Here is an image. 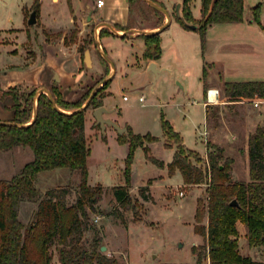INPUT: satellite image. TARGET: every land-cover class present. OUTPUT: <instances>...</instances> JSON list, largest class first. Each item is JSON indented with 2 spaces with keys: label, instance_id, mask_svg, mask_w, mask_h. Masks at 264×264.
Returning a JSON list of instances; mask_svg holds the SVG:
<instances>
[{
  "label": "rangeland",
  "instance_id": "374dc122",
  "mask_svg": "<svg viewBox=\"0 0 264 264\" xmlns=\"http://www.w3.org/2000/svg\"><path fill=\"white\" fill-rule=\"evenodd\" d=\"M253 1L244 0L243 14H249V7L253 5ZM45 3L47 2H44V5ZM50 3L57 4L58 15L53 17L54 14L52 13L53 16L48 14V16L43 15L39 18V0H33V2H30V0H0V27H22L23 24L21 29L26 30V33H20L19 28H12L9 30L10 36L6 37L8 43H0V87L8 79L23 77L20 67L24 65L25 59L30 61L39 57L43 46L41 44L42 39L50 43L61 40L66 51H73L80 60L78 63L79 69L86 73V78L77 81L64 92L65 96L60 92L61 97L70 102L77 100L85 93H91L95 88H101L102 86L99 84L104 80L105 75L99 73L95 68H85L83 64L84 50L91 48L89 43L94 36L91 29L82 30V27L85 26L84 16L76 15L69 22L70 17L68 15L70 16L73 13L74 0H50ZM263 5L261 3L260 8L264 17ZM35 8L38 9L37 22L28 25L29 15L33 10L35 11ZM199 8L200 0H191L192 15H197ZM163 23V12L153 9L142 0L131 2L129 25L157 28ZM114 47L115 50L112 54L106 48V56H101L94 51V58L96 61L105 64L110 55L116 64L117 73L109 88L111 94H109L108 101L116 105L118 109L121 107L120 110L123 116L118 118V122L122 124L121 126L128 125L133 132L141 135L150 133L161 138L163 137L161 119L164 118L174 124V130L181 133L184 143L197 151H201L205 144L203 137H200L194 125V123L202 124L204 120L201 105L203 98L201 95V79H199L201 77L202 59L204 58L201 52H198L197 56L191 50L179 51L177 55L167 54L165 64L170 70L160 73L153 84V90H151L147 82L143 80L142 73L131 69L130 50L124 46H119L118 43ZM12 48L15 52L12 51ZM18 48L21 49L20 51L24 56L21 52H16ZM241 67L246 68V70L260 68V73L264 72V63L260 62L258 64L257 59L253 56L248 57L247 63L242 64ZM5 71L6 73H4ZM185 71H188V74L185 75ZM176 79L185 84V91L177 88ZM39 86L18 84L10 86L8 89L11 88L14 94H24L25 96L30 91H34V95H36ZM52 86H56L55 82L52 83ZM50 88L46 87L49 91ZM44 93L48 95L46 91ZM104 94L106 92L102 89L98 95L101 102ZM140 94H143L142 100H138ZM124 95L128 98L127 101H124ZM186 95L190 97V100L195 99L199 103L182 104V102H185ZM11 97L10 94L5 92L0 94V116L7 109L6 105H8L7 103ZM35 100L36 97H33L34 106ZM248 100L246 102L253 104L254 100ZM88 108L94 109L91 106ZM255 109L256 107L251 104L228 102L218 109L219 119L217 121L212 120V122L217 126L226 122L231 124V127L236 126L240 129ZM213 112H215L214 109L210 111V114ZM92 128H94V131H91L89 136L85 135L87 143L92 139L87 156V183L92 184V186L100 184L102 192L93 205L86 203L89 219L87 227L82 233L80 245L87 248L92 246L93 242L100 246L104 245L106 249L100 251L109 258H116L121 264H144L146 261L150 262L149 264H194L196 256L192 252L191 246L196 238L193 232L196 224L195 214L194 220H192L195 194L196 198H202L204 204L207 202L208 177L201 184H194L190 187L181 186L167 192L165 194L169 200L165 204L167 210H162L160 214L156 213L157 209L150 207L149 202H144L138 193L130 191L129 187L130 201L122 205L115 199L112 188L105 185L125 184L124 168L128 152H126V147L122 146L124 143H117L111 135L112 128L109 129L107 137L101 136L100 129L93 116L91 118ZM241 133H239L240 140L243 136ZM142 141L147 146L154 142L146 138H142ZM142 150L143 152L138 153L135 152L136 149L134 150L130 173L131 170L147 173L153 168L152 162L146 158L143 148ZM32 157V151L28 146H15L8 151L0 150V179H9L17 174ZM201 157L203 160L206 158V156ZM190 160L200 167L204 168L206 166L203 162L196 161L194 158H190ZM237 167L240 169L239 165ZM35 185L40 190L41 195L48 189L66 190L67 193L63 199L67 205H71L75 204L79 194V175L76 171H71L68 168L46 170L37 175ZM189 189L193 190L189 191ZM182 191L183 194L180 195ZM180 201L183 202L181 206L178 205ZM171 205H173V208ZM36 208L37 202L23 201L19 207V219L23 223H28ZM202 222L206 223L205 215ZM236 226L238 229L239 253L251 257L254 261L260 260H257V264H264L260 263L264 261L260 249L253 247L254 249L251 250L248 247L247 226L241 221H238ZM201 244L202 242H199L196 245V247L198 246L197 250ZM50 252L53 264H59L58 251L55 245L50 247ZM153 255L156 256L153 258ZM204 261L205 264H211L209 259Z\"/></svg>",
  "mask_w": 264,
  "mask_h": 264
},
{
  "label": "trees",
  "instance_id": "16d2710c",
  "mask_svg": "<svg viewBox=\"0 0 264 264\" xmlns=\"http://www.w3.org/2000/svg\"><path fill=\"white\" fill-rule=\"evenodd\" d=\"M128 1L131 10L133 0ZM151 1L164 7L159 0ZM190 2L183 0L180 3L181 16L186 23L196 25L193 30L198 31L202 48L208 25L243 19V0H216L212 8V0H201L202 17L199 21L192 15ZM259 8V4L253 8V18L258 23ZM35 12L37 16V8ZM175 19L185 28L191 29L176 14ZM106 32L109 31L101 29L99 34L101 36ZM140 36L145 43L143 57L157 59L161 55L159 32ZM202 75L203 79L207 76L205 65ZM107 83L79 111L75 110L82 106L90 93L69 102L61 97L56 86H52L50 93L60 111L44 92L34 95L35 92L30 91L24 96L14 94L11 88L5 91L14 100L13 118L9 121L16 125L0 124V150L28 146L33 157L17 174L9 179H0V264H53L50 252L52 245L57 247L59 264H121L116 258H109L102 253L101 246L95 242L88 248L80 245L89 219L86 203L93 205L102 192L100 184L90 186L87 183L86 159L90 149L84 132L85 110L90 106L96 108L102 105L98 95ZM224 89L228 100L264 97L263 81L224 82ZM33 97H36L35 106ZM34 110L36 114L32 119ZM126 127L128 135L117 136L120 143H128L124 168L126 182L112 187L115 199L122 205L130 201V166L137 147L144 149L146 158L153 164L164 166L161 160L150 154L147 144L142 141V138L149 141L158 138L150 133H134L128 125ZM161 127L164 145H176L174 159L168 164L169 172L178 168L186 185L200 183L206 177L209 180L207 202L204 204L202 198L197 200L194 231L203 237L204 243L198 250V246L192 247L196 256L194 264H205V259H209L211 264H257L251 257L239 253L236 223L241 221L247 226L248 245L259 248L264 258V124L257 125L248 137V181L231 178L233 160L224 156L220 146L209 141L206 143L208 167L203 168L190 158L206 165L205 160L197 152L185 147L182 137L168 120L162 118ZM56 168H68L78 173L79 194L75 204L65 203L63 197L67 191L64 189H48L41 195L36 187L35 179L40 172ZM144 190L142 187L139 192L146 198ZM232 200H236L237 204H231ZM23 201L37 202V208L28 223L19 219V207ZM204 215L207 217L206 223L202 222Z\"/></svg>",
  "mask_w": 264,
  "mask_h": 264
},
{
  "label": "crops",
  "instance_id": "0c3cea01",
  "mask_svg": "<svg viewBox=\"0 0 264 264\" xmlns=\"http://www.w3.org/2000/svg\"><path fill=\"white\" fill-rule=\"evenodd\" d=\"M103 1L104 2L101 6H97L96 0H74L73 13L70 16L68 15V17H70V22L76 15L84 16L85 26L82 27V30L91 29L93 32L94 37L89 43L91 48H86L84 50L82 61L85 68H95L99 73H103L105 75L104 80L108 82L104 89L106 94L102 97V106L111 110V112L108 114H104V116H108V118H111L112 120H115L119 125H122L118 122V118H122L123 116V113L120 110L121 107L118 109L116 105L108 101V99L110 98L109 94H111V90H109V88L111 87V84L115 78L117 68L116 64L113 61V58L110 55L105 64L96 61L94 58V51L103 56V53H106L107 48V50L109 49L112 54L115 50L114 45L117 43L119 44V46L121 45L122 47L124 46L129 49V54L131 56V69L133 71L142 73L143 80L147 82L151 90H153V84L155 83V80L160 75V73L162 71L170 70L165 64L167 54L172 53L174 55H177L179 51L191 50V52L197 56L198 52H201V55L204 58L202 59L201 77L199 79H201V95L203 97L201 105L203 109L204 120L202 124L194 123V125L197 132H199L200 137H202L201 132L204 129L207 131V141H203L205 144L204 148L201 151H197L193 147L188 146V144L184 143V139L181 133L177 130L175 131H177L182 137L183 144L186 148L199 153L201 156H206V143L208 141L223 148L224 156L230 157L233 160L231 166V178L237 181H248L249 170L247 142L249 134L253 132L255 127L257 125L264 124V97H254V99H252L260 100V103L257 106H255L251 102H246L249 101L248 99L235 101L228 100L224 89V82H264V72L261 74L259 71L260 68L254 70H246V68L241 67L242 64L247 63L248 57L251 56L257 59L258 64H260V62L264 63V17L262 16L261 8H259L260 23L256 22L253 18V8L258 4L260 6L261 3L263 5L264 0H254L253 5L249 7V14H243V19L241 21L219 22L208 25L205 35V44L203 48L201 46V39L197 30L187 29L175 19L176 5L181 3L183 0H159L164 6L162 8L166 9L168 14L170 15V19L168 21V25L163 30L159 31L161 55L157 59H145L143 57V53L145 50L144 39L140 35H138L135 30H156L158 27L150 28L129 25L130 3L128 0ZM30 2H33V0H30ZM44 2L47 3H45L44 5ZM56 5V3H50V0H39V18H41L43 15L48 16V14H51L52 16L54 14L53 17L57 16L58 10L56 8ZM179 12L181 14L180 8ZM163 14L165 23L167 21V17L164 12ZM193 17L196 20H199L202 17L201 0L199 13L195 16L193 15ZM22 27H0V43H8V41H6V37L10 36L9 30H11L12 28H19L21 30L20 33H26V30L21 29ZM111 28H114V30H116L120 34L125 33V35L119 36L112 34ZM101 29L109 32H106L100 36L99 32ZM98 42L101 45V49H99L98 47ZM41 44L43 46L39 57L30 61L25 59L24 65L20 67L22 69L21 72H23V77L8 79L6 83L0 87V94L2 92H5L10 86L18 84H22L24 86L40 85L38 87V89H40L46 87L50 88L52 83L55 82V85L58 87L59 91L62 93V95L65 96L64 92L69 89L70 86H72L82 78H86V73L78 67V63L80 62V60L75 56L73 51H66L65 47L62 45L61 40L50 43L45 39H42ZM13 50L14 48H12V51ZM20 50L21 49L18 48V51L16 52H21ZM86 50H88L89 52V63L86 62L85 58ZM114 57L116 58V56ZM151 62H153L158 69L157 74H154L151 70H149V64ZM204 65L207 66V76L205 79H203L202 75ZM4 73H6V71ZM184 74H188V71H185ZM55 76L58 77V80L55 79ZM176 83L178 84L177 88L183 91L186 90V86L182 81L176 79ZM207 88L218 89L219 100L217 103L207 102ZM140 96H143V94H140L138 96V100H140ZM123 99L124 101L128 100L125 95L123 96ZM184 101L185 102H182V104L184 105H190L195 102L199 103V101H196L195 99L190 100V97L187 95L185 96ZM228 102H231L233 104H251L256 107L254 113L244 121V125L240 129L236 128V126L231 127V124H228L226 122H223V124L219 126L212 122V120L217 121V119H219L220 116L218 113V109L221 108L222 105H226ZM13 103L14 101L11 97V99L7 103L8 105H6L7 109L4 110L2 116H0V120L9 121L13 118ZM212 109H214L215 112L210 114V111ZM92 112L93 110L89 108H87L85 111L84 131L86 133L85 135L87 136H89L91 131H94V128L91 129V118L93 116ZM171 125L173 127L174 124ZM110 128L112 127L106 126L103 131L99 127L101 136L107 137ZM173 129L175 128L173 127ZM239 131L242 132V140H240L239 138ZM111 133V135L116 139L117 143L120 144L117 138V132L113 129ZM157 138L158 139L156 141L148 144V147L150 149V154L158 160H161L164 163V166L159 167L152 163L153 168H151V170L147 173L134 172L133 170H131L129 190L138 193L140 198L144 202H149L150 207L157 209L156 213L160 214L162 210H167L165 209V204L169 202L167 196L165 195L167 192L181 186L190 187L194 184L186 185L178 168H175L171 173L169 172L168 164L171 163L174 159L176 146L173 145L171 147H166L164 145V136L161 138ZM91 140L92 139L88 141L89 149L91 148ZM122 146H125L126 152H128V143H124V145ZM135 152H143L142 147H137ZM87 161L88 157L86 159V164ZM238 165L240 166V169L237 167ZM201 183L202 182L196 183L195 185ZM89 185L92 186V184ZM105 186H110L112 188L116 185ZM142 187L145 188L144 194H146V198H144L139 192V189ZM193 189H189V191H192ZM196 197L197 196L195 194V207L193 210L192 220H194L197 200L198 198H200ZM178 205H183V202L180 201ZM171 207L173 208V205H171ZM193 232L196 235V238L192 243L191 250L192 247L196 246L199 242H202V244L204 243L203 237L195 233L194 228ZM248 247L251 250L254 249L249 245ZM154 256L156 255H153V258ZM149 263L150 262L146 261L144 264ZM260 263H264V261Z\"/></svg>",
  "mask_w": 264,
  "mask_h": 264
},
{
  "label": "water",
  "instance_id": "95a60500",
  "mask_svg": "<svg viewBox=\"0 0 264 264\" xmlns=\"http://www.w3.org/2000/svg\"><path fill=\"white\" fill-rule=\"evenodd\" d=\"M147 4H149L150 6L162 11L165 13L166 17H167V21L165 23H163L161 26H159L156 30H135L136 33L138 35H141V34H149V33H154V32H159L161 30H163L167 25H168V21L170 19V15L168 14V12L166 11V9L160 7L157 3L151 1V0H144ZM216 0H212L211 2V8L213 6V4L215 3ZM179 7H180V3L177 4L176 6V10H175V14L181 18V20L184 22V24L188 27V28H191V29H195L196 28V25L194 24H188L184 21V19L182 18L180 12H179ZM27 23L29 25H32V24H35L36 23V12L33 10L30 15H29V18L27 20ZM111 32L115 35H119V36H123L125 35V33L123 34H120L119 32H117L116 30H114V28H111ZM98 47L99 49H101V45L100 43L98 42ZM103 56H106L105 53H103ZM85 58H86V62L89 63V52L88 50L85 51ZM149 70H151L154 74H157L158 73V69L156 68L155 64L153 62H151L149 64ZM55 79L58 80V77L55 76ZM106 82V80H103L99 85L102 86L104 83ZM98 90V88H95L91 91L89 97L87 98V100L82 104V106H80L79 108H77L75 111H79L83 108H85L89 101L91 100V98L93 97V95L96 93V91ZM47 92L49 97H50V100L51 102L53 103V105L55 106V108H57L58 110H60V108H58V106L56 105V103L54 102V99L53 97L51 96V93L48 89L46 88H40L38 91H37V94H39L40 92ZM35 105H36V100H35ZM61 111V110H60ZM65 112V111H63ZM111 110L107 109L106 107L104 106H99V107H96L93 109V112H92V115L96 121V124L99 125V127L101 128V130L104 131V129L106 128V126H111L116 132L117 134L119 135H128V130H127V127L126 126H121L119 125L115 120H112L111 118H108V117H105L104 114H108L110 113ZM68 113V112H67ZM35 110H34V113H33V118H35ZM0 124H3V125H16L15 123L13 122H10V121H0ZM231 204H237L236 200H232L231 201ZM180 246H182V244H180ZM101 251H104L106 249V247L104 245L101 246Z\"/></svg>",
  "mask_w": 264,
  "mask_h": 264
},
{
  "label": "built area",
  "instance_id": "2783aa9c",
  "mask_svg": "<svg viewBox=\"0 0 264 264\" xmlns=\"http://www.w3.org/2000/svg\"><path fill=\"white\" fill-rule=\"evenodd\" d=\"M103 0H96V5L97 6H101L103 4ZM143 99V96H140V100ZM206 100L209 103H217L219 100V92L217 88H207L206 89ZM260 103V100H254L253 104L255 106H257ZM201 135L203 137V141L206 142V135H207V131L204 129L201 132ZM205 162H206V166L208 167V162L207 159L205 158ZM183 194V192H180V195Z\"/></svg>",
  "mask_w": 264,
  "mask_h": 264
}]
</instances>
